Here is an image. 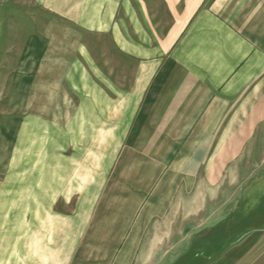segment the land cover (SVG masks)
Masks as SVG:
<instances>
[{
	"label": "rangeland",
	"instance_id": "374dc122",
	"mask_svg": "<svg viewBox=\"0 0 264 264\" xmlns=\"http://www.w3.org/2000/svg\"><path fill=\"white\" fill-rule=\"evenodd\" d=\"M16 4L0 0V227L20 215L21 263L264 264V137L240 164L197 141L184 159L185 138L143 135L124 74L102 79L108 30L86 28L84 59L77 7Z\"/></svg>",
	"mask_w": 264,
	"mask_h": 264
},
{
	"label": "crops",
	"instance_id": "0c3cea01",
	"mask_svg": "<svg viewBox=\"0 0 264 264\" xmlns=\"http://www.w3.org/2000/svg\"><path fill=\"white\" fill-rule=\"evenodd\" d=\"M12 1L24 7L34 0ZM76 3L46 0L62 16L77 7L84 59L86 28L108 30L116 49L94 61L104 82L124 74L143 135L185 138L184 159L196 141L206 145L208 164H240L235 154L262 151L255 147L264 137V0H125L119 22L112 15L118 0ZM46 42V56L66 58L68 49L59 54ZM21 248L18 215L0 227V264H22Z\"/></svg>",
	"mask_w": 264,
	"mask_h": 264
}]
</instances>
